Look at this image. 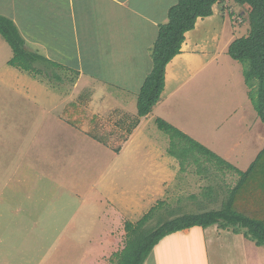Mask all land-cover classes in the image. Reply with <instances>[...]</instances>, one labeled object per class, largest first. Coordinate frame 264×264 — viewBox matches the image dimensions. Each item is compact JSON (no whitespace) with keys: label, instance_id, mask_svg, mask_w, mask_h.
I'll list each match as a JSON object with an SVG mask.
<instances>
[{"label":"rangeland","instance_id":"obj_1","mask_svg":"<svg viewBox=\"0 0 264 264\" xmlns=\"http://www.w3.org/2000/svg\"><path fill=\"white\" fill-rule=\"evenodd\" d=\"M225 4H216L212 16L197 21L191 44L198 52L189 53L192 59L182 67L178 62L187 56L169 66L159 103L133 130L141 80L128 91L113 83H96L98 90L129 101V108L113 110L103 120L83 111L85 122L79 126L69 111L72 106L62 103L73 98L75 89L70 79L63 80L66 72H52V62L46 60L44 69L35 67L39 59L33 60L35 69L30 71L11 64L15 52L0 35V264H118L131 233L127 223L137 224L160 201L165 200L164 205L145 228L179 214L221 207L239 175L214 165L210 175L209 164L200 168L206 171L202 175L191 173L197 165L180 171L179 160L168 152L171 138L157 119L173 123L242 171L264 148V122L250 98L245 65L228 53L235 39L250 33V7L234 1ZM30 72L41 75L34 79ZM102 96H93L92 105L107 110L112 101H102ZM63 113L71 117L60 119ZM212 194L217 196L214 201ZM4 198L16 208L35 206L39 215L15 213L12 224L7 217L13 206H6ZM33 215L38 229L30 243L25 222ZM197 227L198 232L188 229L179 237L164 238L160 246L167 248L158 264H185V257L188 264H199L198 260L205 264L202 245L199 249L197 245V252L190 248L191 241L207 236L208 230ZM222 251L218 253L224 255Z\"/></svg>","mask_w":264,"mask_h":264},{"label":"crops","instance_id":"obj_2","mask_svg":"<svg viewBox=\"0 0 264 264\" xmlns=\"http://www.w3.org/2000/svg\"><path fill=\"white\" fill-rule=\"evenodd\" d=\"M230 2L231 0L227 3ZM177 3L178 0H0V15L15 22L25 39L26 51L32 56L36 55L35 60H40L35 65L36 68L44 69L47 65L42 60H46L52 62V72L58 69L66 72L63 80L67 82V79H70V85H73L72 88L75 89L73 98L68 100L64 98L62 103L67 102L66 105L72 106L73 110H69L75 117L72 119L77 121V125L82 126L85 122L82 120L83 113L86 110L91 112L89 118L93 114L103 120L111 117L113 110L129 108V101L111 96L110 91H106L104 88L98 90L99 86L95 84L103 83L105 86L107 83H113L116 87L128 91V88L141 80L139 88L136 90L138 95L154 67L152 47L158 39L160 25L168 22L169 11ZM225 10L226 14H229L228 7ZM198 23L193 30L187 33L182 52L168 64L165 87L168 85L169 66L179 57L187 56L178 62V66L182 67L187 61H191L192 58L188 57L189 53L190 56H195L198 52L192 46L194 42L191 44V34L199 26ZM207 24L209 25L210 22L208 21ZM180 71H183V68ZM62 74L63 72H59V77H62ZM190 77H193L191 73ZM40 82L44 84V81L40 80ZM78 88H80V92L75 91ZM55 89L56 85L53 82L51 91L54 92ZM59 91L62 92V90ZM98 93H104V96L100 98H103L102 101H112L107 110L96 107V104L92 105L96 99L93 96ZM125 99L128 97L126 96ZM52 110L54 107H51ZM75 110H78V113ZM70 117L63 113L60 119ZM136 132L137 130L132 132V136ZM92 136L96 138L97 135ZM236 168L238 167L236 166ZM7 184L8 180L4 185ZM4 200L6 206H13L9 205L6 198ZM35 210H37L35 206H19L18 208L13 206L14 212L10 217H7V221L13 224L17 219L14 216L15 213H19L21 216L23 213H28L30 216L31 212L36 216L39 215L34 212ZM29 216L25 224L29 227L30 238L28 239L30 240L28 242L32 243L33 237H37L38 224L34 221L38 219L34 215L32 219H29ZM188 229L198 232L201 228L196 226ZM188 229L171 235L179 237L182 232ZM242 229L244 231H241ZM245 231L246 229L241 228L237 233L225 232L217 237L218 239L214 237L212 241H210L207 231L205 234L207 238L191 241L190 248H194V252H197V245L199 244L198 249L202 245L205 264H264V258L250 255L251 252L253 256L262 254L264 257V246L248 239ZM46 234L48 233L44 235ZM229 235L234 236L228 238ZM204 240L209 241L204 242ZM184 246L187 248L186 242ZM215 247H217L216 254H218L217 262L214 255ZM166 248L161 249L159 243L154 247L148 256L150 258H147L144 264H158L162 261L158 257L164 254ZM220 249L225 252L224 255L218 253ZM206 256L209 262L206 261ZM184 259L185 264H188L186 257ZM198 261L200 264V260ZM193 264L195 263L193 262Z\"/></svg>","mask_w":264,"mask_h":264},{"label":"trees","instance_id":"obj_3","mask_svg":"<svg viewBox=\"0 0 264 264\" xmlns=\"http://www.w3.org/2000/svg\"><path fill=\"white\" fill-rule=\"evenodd\" d=\"M228 1L178 0V3L171 7L169 20L160 25L158 39L152 47L154 67L138 94L139 116L131 130L137 127L141 118L149 115L159 102L166 85V68L182 52L187 33L196 27L199 19L212 16L216 4H225ZM232 1L250 7L251 30L247 36L235 39L230 44L228 53L233 59L245 65L244 74L246 83L250 87V98L264 122V0ZM0 35L8 41L15 52L10 63L26 71L34 70L32 63L37 56H32L26 51L25 39L15 22L2 15H0ZM30 74L34 78H39L38 74L40 76L41 72H30ZM157 124L171 138L168 152L179 160L180 171L189 172L191 167L197 165V169L192 170L191 173L202 175L206 171L200 168L209 164L210 172L207 173L210 175L213 173L214 165L219 171L236 172L239 178L234 185L228 187V196L219 209L179 214L167 221L160 220L152 228H145L160 208L159 205H164L165 200H162L137 224L128 222L127 227L131 233L118 264H144L154 247L165 237L196 226L208 230L207 235L210 237L221 236L225 232L237 233L244 228L247 237H252L258 245H264V148L250 167L242 171L169 121L159 117ZM97 137L98 135L96 139ZM128 139V135H125L124 142ZM120 149L119 146L117 150ZM211 198L214 201L217 196L212 194Z\"/></svg>","mask_w":264,"mask_h":264}]
</instances>
